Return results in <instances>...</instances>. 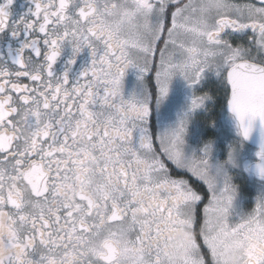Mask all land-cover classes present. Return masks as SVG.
<instances>
[{
    "label": "snow or ice",
    "instance_id": "snow-or-ice-1",
    "mask_svg": "<svg viewBox=\"0 0 264 264\" xmlns=\"http://www.w3.org/2000/svg\"><path fill=\"white\" fill-rule=\"evenodd\" d=\"M67 7L68 0H35L31 16L35 19L21 18L12 26L14 35L23 31L26 36L15 59L16 70L0 67V264H160L158 255L146 261L145 253L151 255L158 247L166 230L161 225L133 229L132 238L113 233L99 249L89 247L86 240L96 227L90 218L107 214L109 222L117 223L127 215L125 201L135 204L143 192L152 194L149 203L169 220L177 205L189 206L196 240L199 237L207 251L202 252L198 243V255L188 264H213L215 253L202 225L213 213L227 216L234 185L226 174L221 176L219 167L210 171L209 146L200 157L183 155V121L175 130L155 135L159 149L153 146L146 126L151 102L146 82L140 98L118 100L116 93L128 67L139 69L141 78L150 71L157 50L159 98L166 95L173 74L196 84L211 67L222 74V98L246 138L255 118L264 126V55H258L264 53V0H112L110 7L119 8L114 24L99 18L89 23L94 8L81 5L78 15L88 26L73 24L53 34V24L69 17ZM6 26L0 5V30ZM234 33H245L248 43L229 40ZM65 39L73 41V52L87 44L92 54L91 65L71 84L50 71ZM221 47L231 51L217 63L214 53ZM133 51L141 55L142 63L130 59ZM22 78L28 83H21ZM206 96L193 94L190 107H199ZM101 103L107 110L96 111ZM25 109L29 123L40 121L41 110L51 115L22 147L17 118ZM134 131H139L136 147ZM258 155H264V143ZM163 158L207 185L210 195L202 219L198 217L202 196L187 180L171 178ZM257 170L264 175V164ZM5 175L13 180L8 187L3 186ZM93 177L95 198L86 194ZM25 191L49 208L29 214ZM236 227H246V264H264V196L257 197L249 218ZM36 245L42 249L39 257L32 251Z\"/></svg>",
    "mask_w": 264,
    "mask_h": 264
},
{
    "label": "flooded vegetation",
    "instance_id": "flooded-vegetation-1",
    "mask_svg": "<svg viewBox=\"0 0 264 264\" xmlns=\"http://www.w3.org/2000/svg\"><path fill=\"white\" fill-rule=\"evenodd\" d=\"M43 2L46 3L47 0H43ZM58 2L59 0H57ZM234 2L243 3L245 0H234ZM0 5H3L7 18V26L0 30V67L15 71L17 68L15 59L22 49L26 36L23 31H17L14 35L12 26L21 18L35 19V17H31L35 0H11L10 3L7 0H0ZM81 5L82 0H68L66 15L78 21L77 26L86 28L87 23L80 21L78 15ZM171 10L170 8L167 13L169 23ZM108 18L110 19V17ZM99 19L105 23V18ZM71 27H73V24H69L68 29ZM51 30H53V27ZM63 31L61 29L59 33ZM234 37H242V39H234ZM228 39L233 40L234 43H248V36L245 33H234ZM96 43L99 46V42ZM159 46L163 47L162 40L159 42ZM72 47L73 41L65 39L50 69L54 76L67 77L70 84L80 78V74L91 65L92 61V54L87 44H83L78 52H73ZM132 53L136 52L133 51ZM258 55H264V53ZM158 61L159 51L157 50L150 71L145 73L142 78L139 69L132 66L128 67L122 77V96L124 99L133 96L140 98L143 93V84L147 83L151 92V102L150 111L146 118V126L153 135V146L157 150L159 149V143L155 141V135L172 131V127L177 128L181 121L184 122V130L182 133L183 144L180 147L185 157L188 153L191 154L190 157H200L203 155L202 149L206 145L209 146L208 162L210 171L215 173L219 167L221 176L226 174L231 184L234 185L235 194L228 209L227 219L229 223L238 222L241 217L252 213L256 206L257 197L264 196V182L257 180L254 174L246 169L248 165L257 161V150L243 141L239 131V121L228 112L227 103L221 97L222 74H218L215 69L210 67L202 72L201 78L196 84H189L179 73H175L168 83L170 90L162 98H159V89L155 81ZM20 82L28 83L26 78H22ZM198 90L199 93H197ZM203 93H207L203 103L199 107L191 108L193 94ZM201 107H207L208 112L204 115L198 114ZM225 115L229 116V127L227 129L222 127V119ZM138 139L139 131H134L132 140L134 147L137 146ZM199 144L201 145L200 149L197 147ZM163 159L171 178L187 180L190 186L202 196L203 203L198 204V217L202 219L203 209L210 195L207 185L198 178L193 177L186 170L177 169L166 158ZM230 173H233L232 177H229ZM254 181L261 184L262 191L255 189ZM222 184L223 180H218L217 188L222 187ZM165 195L163 192L160 193L161 198H164ZM160 216L161 218L157 219L155 223L147 226L156 227L161 225L166 230L163 238L159 241L158 247L152 250L151 255L145 253L146 261H150L152 256L157 255V249L163 240L170 239L169 222L171 220L162 213H160ZM135 229L138 230L139 228ZM135 234L136 232L132 231L128 238L134 237ZM197 239L201 244L202 252H206L207 249L203 246L202 240L199 237Z\"/></svg>",
    "mask_w": 264,
    "mask_h": 264
},
{
    "label": "clouds",
    "instance_id": "clouds-1",
    "mask_svg": "<svg viewBox=\"0 0 264 264\" xmlns=\"http://www.w3.org/2000/svg\"><path fill=\"white\" fill-rule=\"evenodd\" d=\"M111 3L112 0H82L83 6L90 4L94 8V15L89 20V23L97 18H105V24H114L118 20L117 13L119 8H111ZM109 10L111 11V15L108 14ZM78 23L72 17H68L63 23H54L52 32L53 34H58L61 29L64 31L68 30L69 24ZM122 34H126V31L122 32ZM141 34L145 40L148 39L146 34ZM230 51L228 48H219L214 53L215 61L221 63L223 57L230 54ZM130 59L137 64L143 62L141 55L138 53H131ZM116 98L118 100L123 98L122 84L118 86ZM32 107L37 108L36 105ZM105 110L107 108L103 103L99 104L96 108V111ZM28 111V109H25L17 118L19 121L17 133L21 137L22 147H27L31 140L35 138L40 122L47 120L51 115V113H44L41 110L40 121L29 123L25 120V115ZM3 179L4 187H8L13 183V180H10L8 175H5ZM96 183V178L93 177L86 187V194L94 198L98 195L95 190ZM151 195L150 192H143L142 198H138L137 203L130 206L125 201V206L128 207L127 215L117 223L109 222L107 220V214L104 215L103 219L99 217L90 218L88 222L95 223L96 227L86 237L89 247L99 249L104 240L112 236L113 233L122 239H126L133 229L143 228L160 219L159 211L149 203ZM24 198L27 204L26 211L29 214H39L41 211L49 208V205L43 201H33L26 191ZM164 198H167V194ZM250 214L241 217L238 222L229 223L227 216L223 213H213L203 223V235L211 241L212 251L215 253L213 264H246L249 243L245 238L246 227L237 228L236 226L242 221L247 220ZM169 227L171 229L170 239L163 240L157 249L160 264H188L191 258L198 255L199 242L196 240L197 233L190 223V208L187 204H179L175 207V215L169 222ZM32 251L36 257L42 254V249L39 245H36Z\"/></svg>",
    "mask_w": 264,
    "mask_h": 264
},
{
    "label": "water",
    "instance_id": "water-1",
    "mask_svg": "<svg viewBox=\"0 0 264 264\" xmlns=\"http://www.w3.org/2000/svg\"><path fill=\"white\" fill-rule=\"evenodd\" d=\"M228 112L231 113L236 119L235 113H233L228 105ZM238 120V119H237ZM244 142L256 148V159L257 161L247 166V171L254 174L255 178L259 181L264 182V175L258 174L257 165L264 164V155H258L260 153L261 144L264 143V126L261 125L259 118H255L252 123V128L249 135L245 138L241 135Z\"/></svg>",
    "mask_w": 264,
    "mask_h": 264
},
{
    "label": "rangeland",
    "instance_id": "rangeland-1",
    "mask_svg": "<svg viewBox=\"0 0 264 264\" xmlns=\"http://www.w3.org/2000/svg\"><path fill=\"white\" fill-rule=\"evenodd\" d=\"M168 90H170L169 89V87H168ZM168 92V91H167ZM200 91L198 90L197 91V93H199ZM222 97V96H221ZM208 112V108L207 107H201L199 110H198V114H200V115H204V114H206ZM229 116H227V115H225L224 116V118L222 119V127L223 128H225V129H227L228 127H229ZM221 126V125H220ZM220 126H218L219 128H220ZM176 128H175V126L174 127H172V129L171 130H175ZM197 147H199L198 149H200L201 148V145L199 144V145H197ZM191 156V154L190 153H188L187 154V157H190ZM233 176V173H230L229 174V177H232ZM254 185H255V189H257V190H263V188H262V186H261V184L259 183V182H257V181H254Z\"/></svg>",
    "mask_w": 264,
    "mask_h": 264
}]
</instances>
